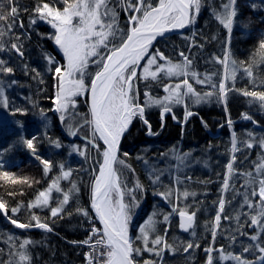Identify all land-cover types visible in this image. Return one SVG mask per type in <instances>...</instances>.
<instances>
[{
    "label": "trees",
    "instance_id": "16d2710c",
    "mask_svg": "<svg viewBox=\"0 0 264 264\" xmlns=\"http://www.w3.org/2000/svg\"><path fill=\"white\" fill-rule=\"evenodd\" d=\"M19 7V16L16 26L13 28L11 36L5 37L8 45L16 36L20 37L23 44L24 58L21 59L14 51L0 52V59L6 60L7 66L13 68L11 74H0V81H3L5 94L9 99L10 108L25 109L26 114L13 115L10 111L0 107V201L7 205V217L12 216L11 209L20 207L15 219L27 222L29 211L27 205L33 201L39 191L46 189L51 179L59 173L57 165L63 163L65 169H72L70 180L75 182L79 191L74 194L61 214L63 218H50L47 208L33 209L42 220H47L53 228L52 232H45L41 229H19L6 222L2 212H0V264H4L9 256L8 238H17V242L22 239L34 241L29 245V255L31 264H83L85 262L81 244H73L70 241H84L87 237L88 217L77 212V209H84L93 217L91 209V185L99 167L98 161L101 159L97 150L92 145L87 144L83 139L89 136L88 128L80 129L79 135L70 136L66 128L61 124L58 114L50 109L54 108L55 79L48 69L56 65H48L44 54L54 57L60 64L64 63L63 53L60 52L52 39L48 37L54 32L49 24L44 21H37L35 25H30L33 18V9L40 0H16ZM48 3H56V6L63 8V4L57 0H44ZM157 4L158 0H151ZM259 5L260 0H255ZM221 0H204L200 13L196 16L195 23L182 33L167 36L158 41L153 51L159 49L173 62H183L180 53L191 61L190 68L200 74L201 78L206 74H211L214 81H219L223 68L216 62L217 57L222 58L226 51H230V59L237 62L239 68L247 66L256 58L259 65L254 69L257 77V84L264 80V63H260L259 42L264 38V10H253L248 5V0H238L237 23L234 24L229 41L227 30L212 15V9H219ZM113 4V2L111 3ZM121 5V3H120ZM117 7V5H116ZM129 13L120 8L118 26L121 29L128 27ZM23 22L24 27H19V22ZM247 25V27H245ZM103 52L104 50L101 49ZM243 62V63H241ZM27 66V71L25 69ZM32 69H36L40 76H36ZM95 65H90L89 71L94 72ZM142 74V68L140 73ZM41 79L43 83H41ZM183 77L165 78L162 82L138 81L139 100L143 104L145 100L144 92L147 90L153 97L162 98L166 93L163 91L164 84L174 85L180 83ZM190 82L191 77L189 76ZM15 80V84L10 82ZM149 84L148 88L145 85ZM200 92L209 91L205 85L194 84ZM236 89L247 88L252 90L253 85L249 78L238 71L235 81ZM257 90H264L257 89ZM251 97H245L238 91L228 93L227 111L225 104L217 102L216 97L209 98L207 102L194 105L187 101L188 108L195 115L184 122L185 107L176 105L172 107V113L164 115L161 120V108L153 106L145 109V118L151 124V130L156 135L147 134V126L139 118H135L124 137L119 157L125 160L130 166L124 167L117 164L116 169L123 183L132 188L137 181L143 185L142 191H137L136 196L139 206L132 209V220L129 230L130 236L135 239L139 234L138 229L153 212L167 214L170 204L165 203L157 191H163L164 186H171L180 190L195 192V198H180L179 207L190 205L189 211H196L195 233L197 238L193 241L200 245L196 248V261L193 264H206L205 248L213 247L216 250L223 248L225 252L241 254V247L237 246V239L241 240L244 235L238 229H230V219L225 220L223 216L231 217L234 209L242 210L239 206V194L244 190L242 185L245 177L241 179L231 178V187L227 192L224 213L220 226L217 230L215 240L212 238L211 222L218 210V200L221 198V189L227 174L226 165L231 160L233 153L231 150L232 132L238 138H247V133L251 132L257 138L264 137V109L257 103H250ZM41 110L46 113V119L41 117ZM88 95L76 98V111L82 116L88 114ZM173 113L176 119H173ZM243 113L252 116L257 123L241 118ZM81 117H77L79 121ZM231 119L232 127L229 128L228 120ZM203 121V123H202ZM17 122H22L24 128L21 129ZM45 124L47 127H45ZM205 124L207 125L205 127ZM223 125V126H222ZM52 137L58 139L64 146L60 149L52 146L45 138ZM31 138L38 137L36 146L38 154L44 159L53 162V169L46 177L43 172V165L37 160L22 144L20 136ZM102 145L101 142H99ZM87 146V159L75 155H69L73 145ZM177 153H190V163L181 165L173 158L172 149ZM241 150L235 153L236 160L234 168L238 173L254 172V164L257 162V152L261 149L258 146L252 149L240 146ZM127 153V156L124 155ZM142 157L143 159H138ZM148 163L145 164L144 161ZM163 172L160 183L153 184L149 176L150 167ZM130 169L134 170L131 171ZM4 173H8L5 176ZM239 174L235 175L238 177ZM179 177L181 183L177 184ZM190 177V179H188ZM61 187L67 191L71 184L67 180L61 181ZM52 206H55L56 199L62 196L53 192ZM127 200V197H126ZM232 210V211H231ZM177 214L174 213L175 225L169 227L166 233V240L169 243L173 231L177 233L175 237L179 242H172L177 246L176 253L180 254L179 244L186 236L181 233L177 221ZM159 215L158 219H162ZM9 220V219H8ZM162 235H165L166 225L160 224ZM235 232V233H232ZM249 233L254 232V228H249ZM244 233V232H243ZM235 234H238L235 236ZM231 237H234V242ZM137 244V243H136ZM182 244V243H181ZM165 251L161 260L157 264H166ZM212 255L216 258L214 264H218L219 252L214 251ZM140 264V259L136 257Z\"/></svg>",
    "mask_w": 264,
    "mask_h": 264
},
{
    "label": "snow or ice",
    "instance_id": "6c2138e0",
    "mask_svg": "<svg viewBox=\"0 0 264 264\" xmlns=\"http://www.w3.org/2000/svg\"><path fill=\"white\" fill-rule=\"evenodd\" d=\"M63 8L56 6V3L40 2L33 9V18L30 19V25H35L37 21H44L54 29V32L48 37L52 39L55 45L63 53L64 63L60 64L54 57L44 54L48 65H56L48 70L53 73L56 81L55 98L53 100L54 111L58 114L61 124L66 128L68 135H79L80 129L88 128L90 135L83 139L86 145H92L97 150L101 159L98 161L99 167L91 185V209L98 219L102 228L92 227L89 237L84 241H70L73 244H86L90 251L86 253L87 264H139L136 257L142 252H149L157 257L163 256L165 250L175 254L177 246L167 242L165 236L168 231L165 228V235H160L157 230V216L163 215V223L168 224L172 213L179 216V227L184 232H190L195 236L194 221L196 211H189L190 205L179 207L178 202L181 197L187 199L189 196L195 198V192L180 190L171 186H164L163 191H157L154 194L159 195L162 200L171 205V213L163 214L153 212L147 220L139 226V234L133 239L129 235L132 220V209L139 206L137 191L143 190V185L137 181L132 188L120 179V175L115 167L119 164L129 167L125 160L120 159V141L124 134L129 130L133 120L139 118L147 126L148 135H156L151 130V124L145 118V109L153 106L161 108V120L164 115L172 113V107L184 105V122L195 115L189 108L187 101L194 105L207 102L209 98L215 96L217 102L225 104L227 111L228 93L238 91L245 97H251L250 103H257L261 109H264V80L257 84V77L254 69L259 65L256 58L243 68L237 66L235 60L230 59V51L225 55L217 57L216 62L223 68L219 81H214L211 74H206L202 78L199 73L190 68L191 61L183 52V62H173L163 52L156 49L153 51V42L157 37H164L165 33L174 29L184 28L186 25L194 24L196 16L200 13L204 0H158L153 4L151 0H120L123 10L129 13L128 27L121 29L118 26V12L110 6L111 0H60ZM248 5L254 11L264 10V0H260L258 5L255 0H248ZM238 0H221L219 9H212V15L227 30L229 34V43L234 24L238 17ZM19 16V7L16 0H0V52L14 51L21 59L24 58L23 44L20 43V37L16 36L8 45L5 37H10L13 28L16 26ZM19 27L23 28V22H19ZM247 27V25H245ZM101 49L104 51L102 52ZM260 63H264V38L259 42ZM144 61L142 64L141 62ZM7 61L0 59V74H11L13 68L7 66ZM243 63V62H241ZM90 65H95L94 72L89 71ZM142 68V74H138L137 69ZM27 71V66H25ZM32 72L38 77L40 73L36 69ZM238 71L249 78L253 85L252 90L247 88L236 89L235 81ZM191 77V81L189 79ZM183 77L180 83L174 85L164 84L163 91L166 93L162 98L153 97L149 91L144 92L145 100L143 104L139 100L138 81L162 82L165 78ZM43 83V80L40 81ZM15 84L16 81L10 82ZM194 84L205 85L210 88L209 91L200 92ZM0 81V107L10 111L13 115L17 113L26 114L25 109L10 108L9 99L5 94V88ZM150 85L146 83L145 87ZM87 94L90 97L89 110L87 115H81L76 111V98ZM41 117L46 119V113L41 110ZM77 117H81L78 121ZM243 120L252 121V116L243 113ZM173 119H176L173 113ZM21 129L24 128L22 122H17ZM203 123V121H202ZM231 119L228 120L229 128L232 127ZM207 125L205 124V127ZM223 126V125H222ZM45 127L47 125L45 124ZM47 141L57 149L64 145L58 140L47 136ZM20 141L31 154L43 165L44 175L47 177L53 169V162L44 159L38 154L36 142L38 137L33 135L31 138L20 136ZM100 141L103 142L100 145ZM240 146L252 149L258 146L264 150V137L257 138L253 133H247V138H238L236 133L232 132L231 152L233 153L230 162L226 165L227 174L225 176L221 189V198L218 200V210L211 222L212 238L215 240L217 230L220 226L222 213L225 209V199L223 193L231 187L229 180L239 174L245 177L242 185L245 189L243 193H236L243 197L241 207H247L250 212L247 214L250 226L254 227V234L248 235L251 241L247 246L242 247L241 254L225 252L223 248L216 250L213 247L205 248L206 264H214L216 259L212 253L219 252L220 261L231 260L235 264H264V151L254 164L255 171L238 173L234 168L236 160L235 153L240 151ZM73 152L84 156L87 159V147L80 149L73 145ZM127 156V153H124ZM172 156L179 161L181 165L190 163V153H177L172 149ZM138 159H143L138 157ZM145 164L148 162L145 160ZM59 173L54 179H51L49 186L38 192L35 199L26 206L29 211L27 222H21L13 217L20 211V207L12 208V216L8 219L11 224L19 229H41L45 232H52L53 228L47 220H42L39 215L33 212V209L47 208L50 218H63L61 215L65 210V205L70 198L78 193L79 189L75 182L70 180L72 169H65L63 163L57 165ZM150 167L149 176L152 183L159 184L163 172L159 169ZM134 172V170L130 169ZM8 176V173H4ZM190 179V177L188 178ZM67 180L71 187L65 191L61 187V181ZM176 183H181L177 177ZM53 192L62 196V199L55 200V206H52L54 199ZM127 197V200H126ZM252 198H258L253 202ZM7 205L0 201V212L7 216ZM77 212L88 217L89 212L84 209H77ZM236 220L239 221L240 213H237ZM223 219H232L230 216H223ZM230 239L234 242V237ZM139 241L141 246H137ZM9 253L8 260L4 264H31L29 255V245L34 241L22 239L17 242V238L10 236L8 238ZM183 251L187 253L190 249L199 248L198 243L188 241L181 242ZM3 250L0 249V252ZM248 253L252 259L244 256ZM143 264H157L156 261L145 260Z\"/></svg>",
    "mask_w": 264,
    "mask_h": 264
},
{
    "label": "rangeland",
    "instance_id": "374dc122",
    "mask_svg": "<svg viewBox=\"0 0 264 264\" xmlns=\"http://www.w3.org/2000/svg\"><path fill=\"white\" fill-rule=\"evenodd\" d=\"M57 1L60 2V0H57ZM112 2H113V4H111ZM111 3H110V6L114 7L116 9V11L118 12V17H117V22H118L119 14H120V8H121L120 0H111ZM116 5H117V7H116ZM85 95H81L79 97H84ZM76 146H79L80 149L83 150V149H85L86 145L84 144V145H76ZM71 151H72V147L70 149V152ZM262 151H264V150L261 149L260 151L257 152V160L260 157V154H261ZM87 154H88V152H87ZM71 155H75V156H79V157L85 158L84 156H81V155H79V154H77L75 152H73ZM239 177L241 179V175H238V177L234 176L233 178H236V179L238 178L239 179ZM245 191H249L250 192L251 190L244 188L243 192H245ZM227 192L228 191L223 193V198L225 197L227 199ZM243 192H241V193H243ZM239 196H240V198H239L240 205L239 206H241L242 201H243V197L241 195H239ZM226 199H225V201H226ZM252 199H253V202L255 203L258 198H252ZM169 207H170V210H168V213H171V206H169ZM156 212H159V210L156 211ZM249 212H250V210L247 207H243L242 210H239V208H237V210L234 209L232 211V213H231V217H232V219H230L231 222H229L230 223V229L231 230L238 229L239 232H244V233H247L248 235L254 234V232L253 233H249L248 232L249 228L252 229V226H250V221H249L248 215H247ZM237 213H240L239 221H237L236 218H235ZM156 219L158 221V224H157L158 233L160 235H162L161 228L159 226H161L160 224L163 223V218L160 220V219H158V216H157ZM165 225H166L167 229H169V227H173L175 225L174 213H172L170 215L169 223L165 224ZM232 233H235V232H232ZM236 235H238V234H235V236ZM248 235H244V237L241 240L237 239L236 240L237 241L236 247L239 246V247L242 248L243 246H247L248 244H250L251 241L248 239ZM176 236H177V233L175 231H173L172 236H171L172 239L169 242L170 244H173L172 242H179L175 238ZM195 238H197V234H195V236H192L191 234H189L188 236H186L185 239L182 238V242H184V243H186L188 241H192L193 242L195 240ZM136 243H137V246H141L142 247V245L140 244L139 241H136ZM179 247L181 248L180 254H177L176 252H175V254H173L172 252H170L168 250H165V251H168L167 254H166V259H167L166 260L167 261L166 264H193L196 261V254H195L196 248L195 249H190L187 253H185L183 251V245L181 243L179 244ZM165 251H164V253H165ZM240 252H242V249L240 250ZM243 255L248 257L249 259H252V256L249 255L248 253H244ZM137 258L140 259V264H143V262L145 260L156 261L158 263L161 260V257H157L154 254L149 253V252H142L139 256H137ZM217 263L218 264H235V262L231 261V260H225V261L218 260Z\"/></svg>",
    "mask_w": 264,
    "mask_h": 264
},
{
    "label": "water",
    "instance_id": "95a60500",
    "mask_svg": "<svg viewBox=\"0 0 264 264\" xmlns=\"http://www.w3.org/2000/svg\"><path fill=\"white\" fill-rule=\"evenodd\" d=\"M190 26H191V24L186 25L184 28L174 29V30H172V31H170V32H167V33H165V36H164V37H157L156 41L153 42V48H154L155 45L158 43V41L161 40L162 38H165V37H167V36H172V35L182 34V33L186 32V31L190 28ZM141 63L143 64L144 61H142ZM140 70H141V68H138V69H137L138 74L140 73ZM89 103H90V97L88 96V108H89ZM127 132H128V131H127ZM127 132H126V133L124 134V136L121 138V141H120V150H121V146H122V143H123L124 137L126 136ZM100 142L103 144L102 141H100ZM119 154H120V151H119ZM115 167H116V165H115ZM2 213H3V212H2ZM93 214H94V212H93ZM3 215H4L5 219H6V222L9 223V224H11L10 221L8 220V217H7L4 213H3ZM94 217H95V214H94ZM177 219H178V223H179V216H178ZM96 220H97L98 224L100 225L98 219H96ZM11 225H13V224H11ZM13 226H14V225H13ZM100 227L102 228V225H100ZM179 228H180V227H179ZM180 231H181L183 234H187V233H189V232H184V231H182L181 229H180ZM190 231H191V230H190ZM129 235H130V234H129Z\"/></svg>",
    "mask_w": 264,
    "mask_h": 264
},
{
    "label": "built area",
    "instance_id": "2783aa9c",
    "mask_svg": "<svg viewBox=\"0 0 264 264\" xmlns=\"http://www.w3.org/2000/svg\"><path fill=\"white\" fill-rule=\"evenodd\" d=\"M89 225L90 226L87 229V238L89 237L90 231H91L93 226H95L98 229L100 228L93 219H91V221H89ZM81 246H82V253L84 254V256H86V253H88L90 251V248L86 244H81ZM85 264H87V260H85Z\"/></svg>",
    "mask_w": 264,
    "mask_h": 264
}]
</instances>
